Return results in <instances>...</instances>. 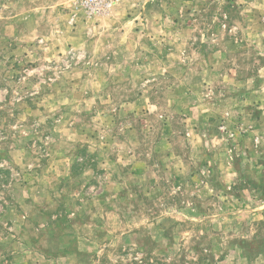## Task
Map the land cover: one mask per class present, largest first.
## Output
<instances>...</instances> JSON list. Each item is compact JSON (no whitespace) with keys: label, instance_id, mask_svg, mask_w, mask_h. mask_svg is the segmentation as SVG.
Instances as JSON below:
<instances>
[{"label":"rangeland","instance_id":"rangeland-1","mask_svg":"<svg viewBox=\"0 0 264 264\" xmlns=\"http://www.w3.org/2000/svg\"><path fill=\"white\" fill-rule=\"evenodd\" d=\"M0 264H264V0H0Z\"/></svg>","mask_w":264,"mask_h":264}]
</instances>
